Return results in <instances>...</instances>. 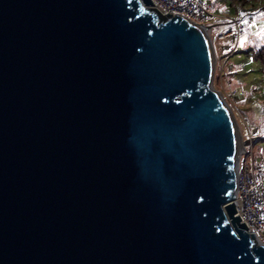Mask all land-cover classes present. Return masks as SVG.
Segmentation results:
<instances>
[{
    "label": "water",
    "instance_id": "water-1",
    "mask_svg": "<svg viewBox=\"0 0 264 264\" xmlns=\"http://www.w3.org/2000/svg\"><path fill=\"white\" fill-rule=\"evenodd\" d=\"M150 3L0 0V264H264L209 42Z\"/></svg>",
    "mask_w": 264,
    "mask_h": 264
},
{
    "label": "rangeland",
    "instance_id": "rangeland-1",
    "mask_svg": "<svg viewBox=\"0 0 264 264\" xmlns=\"http://www.w3.org/2000/svg\"><path fill=\"white\" fill-rule=\"evenodd\" d=\"M233 0H206L209 15L202 20L210 25V35L215 32L227 31L234 25V21L242 24L238 39L230 42L210 40L213 56V73L211 85L225 104L234 125L241 138L246 152L254 160L262 161L261 178L264 180V72L257 67V63L250 59L244 45L251 44V38L264 31V12L254 14L251 19L237 18L231 10ZM232 50L222 49L223 44L231 45ZM231 65V69L229 67ZM251 136L253 139L250 140ZM244 155V154H242ZM246 156H249L246 153ZM264 238V227L259 229Z\"/></svg>",
    "mask_w": 264,
    "mask_h": 264
},
{
    "label": "built area",
    "instance_id": "built-area-1",
    "mask_svg": "<svg viewBox=\"0 0 264 264\" xmlns=\"http://www.w3.org/2000/svg\"><path fill=\"white\" fill-rule=\"evenodd\" d=\"M151 2L149 5L155 6L161 13H176L198 25L209 43L212 39L214 41L227 39L235 43L242 30V24L234 21L231 29L215 32L211 36V26L202 22L209 15L206 0H151ZM234 43L231 45L223 44L222 49L232 50ZM251 139H253V136H251ZM246 153L249 156H246ZM261 169L262 161L252 159L250 151L246 152L242 145L235 163V196L231 200L234 213H238L239 220H242L245 226L251 228L255 235L264 241V238L259 234V229L264 227V187L260 181Z\"/></svg>",
    "mask_w": 264,
    "mask_h": 264
},
{
    "label": "trees",
    "instance_id": "trees-1",
    "mask_svg": "<svg viewBox=\"0 0 264 264\" xmlns=\"http://www.w3.org/2000/svg\"><path fill=\"white\" fill-rule=\"evenodd\" d=\"M231 10L237 18L247 17L251 19L254 14L264 12V0H233ZM251 44L244 45V49L249 52L251 60L257 63V67L264 72V31H261L254 39L251 38ZM231 69V67H230ZM264 137V130H263ZM264 187V183L262 182Z\"/></svg>",
    "mask_w": 264,
    "mask_h": 264
},
{
    "label": "bare ground",
    "instance_id": "bare-ground-1",
    "mask_svg": "<svg viewBox=\"0 0 264 264\" xmlns=\"http://www.w3.org/2000/svg\"><path fill=\"white\" fill-rule=\"evenodd\" d=\"M239 142H241V137L239 135H236Z\"/></svg>",
    "mask_w": 264,
    "mask_h": 264
}]
</instances>
